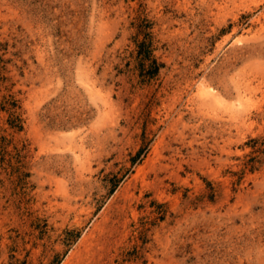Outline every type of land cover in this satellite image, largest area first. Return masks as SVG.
Returning <instances> with one entry per match:
<instances>
[{
  "label": "rangeland",
  "instance_id": "374dc122",
  "mask_svg": "<svg viewBox=\"0 0 264 264\" xmlns=\"http://www.w3.org/2000/svg\"><path fill=\"white\" fill-rule=\"evenodd\" d=\"M0 264H264V0H0Z\"/></svg>",
  "mask_w": 264,
  "mask_h": 264
},
{
  "label": "bare ground",
  "instance_id": "6f19581e",
  "mask_svg": "<svg viewBox=\"0 0 264 264\" xmlns=\"http://www.w3.org/2000/svg\"><path fill=\"white\" fill-rule=\"evenodd\" d=\"M201 91L203 92L204 95L209 93L206 89H201ZM202 92H201V93H202ZM206 96H208V95H206ZM209 96H210V95H209Z\"/></svg>",
  "mask_w": 264,
  "mask_h": 264
}]
</instances>
